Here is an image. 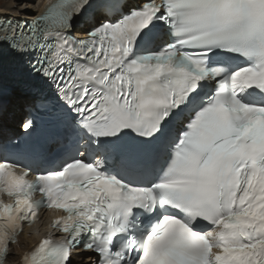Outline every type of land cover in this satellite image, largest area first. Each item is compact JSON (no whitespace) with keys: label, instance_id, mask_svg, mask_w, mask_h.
Segmentation results:
<instances>
[{"label":"snow or ice","instance_id":"1","mask_svg":"<svg viewBox=\"0 0 264 264\" xmlns=\"http://www.w3.org/2000/svg\"><path fill=\"white\" fill-rule=\"evenodd\" d=\"M0 44L48 128L0 144V264L41 208L20 264H264V0H49Z\"/></svg>","mask_w":264,"mask_h":264},{"label":"bare ground","instance_id":"2","mask_svg":"<svg viewBox=\"0 0 264 264\" xmlns=\"http://www.w3.org/2000/svg\"><path fill=\"white\" fill-rule=\"evenodd\" d=\"M35 1V0H34ZM47 0H36L35 1V5L36 4H38V2H40V3H43V2H46ZM2 1L0 0V13H2V14H7V13H10V12H12V13H15L13 10L11 11V9H2V6H1V3ZM6 8V7H5ZM22 8V7H21ZM24 8V7H23ZM34 9V8H33ZM21 10V9H20ZM29 10H31V9H29ZM30 12V11H29ZM4 74V73H3ZM16 119V114H15V116L13 117V120H15ZM10 119L9 118H6V119H4V120H2L1 121V123H0V127L1 128H7V127H9L10 128V124L11 123H13V122H15V121H9ZM34 239H33V237H31V236H24L23 237V239H22V242H24V243H26V242H28V243H32V241H33ZM21 260V256H18V258H13L12 260H10V263L11 262H13V261H20ZM87 261V263L88 264H90L92 261H91V259L90 258H87L86 259ZM72 264H86L85 262H81V261H79V260H76V262L75 263H72Z\"/></svg>","mask_w":264,"mask_h":264},{"label":"rangeland","instance_id":"3","mask_svg":"<svg viewBox=\"0 0 264 264\" xmlns=\"http://www.w3.org/2000/svg\"><path fill=\"white\" fill-rule=\"evenodd\" d=\"M2 2V4H1V6H2V9H11V11L13 10L14 12H16V10L15 9H26L27 10V12H29V11H31L33 8H35L36 6H37V4L35 5V1L34 0H1ZM26 2V3H25ZM26 4H28L27 5V7H25L24 5H26ZM15 5H17L16 7H15ZM6 7V8H5ZM22 7V8H21ZM24 7V8H23ZM15 8V9H14ZM29 9H31V10H29Z\"/></svg>","mask_w":264,"mask_h":264}]
</instances>
